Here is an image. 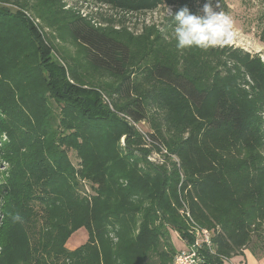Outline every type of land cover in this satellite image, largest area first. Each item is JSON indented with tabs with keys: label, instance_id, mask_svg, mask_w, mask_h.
I'll use <instances>...</instances> for the list:
<instances>
[{
	"label": "trees",
	"instance_id": "obj_1",
	"mask_svg": "<svg viewBox=\"0 0 264 264\" xmlns=\"http://www.w3.org/2000/svg\"><path fill=\"white\" fill-rule=\"evenodd\" d=\"M197 1L224 2L0 0V264H170L184 207L207 264L264 255V61L178 50ZM167 6L168 25L126 24Z\"/></svg>",
	"mask_w": 264,
	"mask_h": 264
},
{
	"label": "rangeland",
	"instance_id": "obj_2",
	"mask_svg": "<svg viewBox=\"0 0 264 264\" xmlns=\"http://www.w3.org/2000/svg\"><path fill=\"white\" fill-rule=\"evenodd\" d=\"M75 0H66L68 4H71ZM224 2L217 1L211 5L214 11L221 12L230 16L234 21V38L232 42L229 44L233 47H240L251 54L258 55L264 61V42L260 41V34L262 29L264 28V0H223ZM207 2L197 1V8L200 13L203 14L202 9L204 4ZM81 3L79 2V5ZM83 4V11L95 10L94 6ZM98 14L101 10L104 14H114L115 11L109 8L100 7L98 9ZM174 9L171 6H167L165 8H159L157 10H153L146 13H128L125 14L127 18V26L130 30L134 32H138L140 26L143 23H156L158 26L162 27L164 25H168L165 19V16L172 14ZM117 17L121 16L122 13H116ZM96 17L99 18V15ZM164 24V25H162ZM44 31V32H49ZM174 27L171 29L173 33ZM62 46L61 43L58 44V47ZM70 156L73 161H75V154L70 153ZM151 160H155L158 158V155L151 154ZM206 228V227H204ZM79 231V233L84 232V236L86 231ZM76 237H79L76 235Z\"/></svg>",
	"mask_w": 264,
	"mask_h": 264
},
{
	"label": "clouds",
	"instance_id": "obj_3",
	"mask_svg": "<svg viewBox=\"0 0 264 264\" xmlns=\"http://www.w3.org/2000/svg\"><path fill=\"white\" fill-rule=\"evenodd\" d=\"M202 12V15L192 14L187 7H184L173 16L175 21L173 38L178 50L194 47L222 48L232 42L233 19L226 14L214 11L209 3L204 4ZM13 219L20 220L19 214H16Z\"/></svg>",
	"mask_w": 264,
	"mask_h": 264
},
{
	"label": "built area",
	"instance_id": "obj_4",
	"mask_svg": "<svg viewBox=\"0 0 264 264\" xmlns=\"http://www.w3.org/2000/svg\"><path fill=\"white\" fill-rule=\"evenodd\" d=\"M26 15L30 17L34 22L37 21V19H33L29 13L26 12ZM181 213L185 214L186 218H188V230L193 236V240L190 242H186V248L178 250L174 254L170 264H207L203 251L204 249H208L210 252H213L211 230L198 225L191 218L186 207L181 210Z\"/></svg>",
	"mask_w": 264,
	"mask_h": 264
},
{
	"label": "crops",
	"instance_id": "obj_5",
	"mask_svg": "<svg viewBox=\"0 0 264 264\" xmlns=\"http://www.w3.org/2000/svg\"><path fill=\"white\" fill-rule=\"evenodd\" d=\"M82 229L74 232L70 237V240L67 241V245L71 248L83 243L87 236H84ZM78 235L79 237H76ZM172 243L175 246L176 250H182L186 248V242L180 238L179 234L176 231H171ZM222 264H264V255L255 256L248 249L244 248L242 254L233 255L228 259H223Z\"/></svg>",
	"mask_w": 264,
	"mask_h": 264
}]
</instances>
